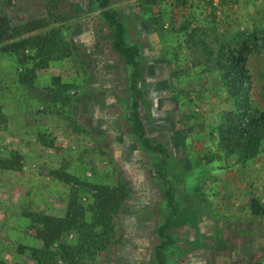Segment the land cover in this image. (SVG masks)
<instances>
[{"label":"rangeland","instance_id":"1","mask_svg":"<svg viewBox=\"0 0 264 264\" xmlns=\"http://www.w3.org/2000/svg\"><path fill=\"white\" fill-rule=\"evenodd\" d=\"M102 3L0 0V264H39L34 213L64 217L75 194L90 223L91 185L120 183L108 227L62 233L41 264H264V139L250 157L226 134L236 111L209 55L255 31L264 112V0Z\"/></svg>","mask_w":264,"mask_h":264},{"label":"trees","instance_id":"2","mask_svg":"<svg viewBox=\"0 0 264 264\" xmlns=\"http://www.w3.org/2000/svg\"><path fill=\"white\" fill-rule=\"evenodd\" d=\"M102 5L106 7L107 0H103ZM106 16L117 31L116 49L120 52L129 51V48L124 46L122 24L112 13L106 12ZM41 26L42 21H35L25 24L21 29L25 32H30ZM261 39L264 41V38ZM259 40L260 38L256 36L255 31L238 33L225 42H219L220 46L215 50H210L209 54L213 57L212 60L219 71L221 81L236 111L229 114V116L234 118H230L232 127L226 131V134L237 136L238 142L243 140L245 144H240L239 147L250 157L259 153L264 139V112H259L252 107L251 76L246 68L249 52L252 47H256L255 45L258 44ZM29 42L27 39L13 42L8 44L6 49L16 50L17 48L25 47ZM91 189L94 192V200L90 209L94 217L90 223L85 220V210L78 203L75 194L68 205L64 217H54L39 213L33 214L34 221H37L42 226V229L38 232V238L43 242V247L41 249H32L33 259L36 262L41 264L43 258L46 261L51 258L50 249L64 232L73 229L79 233H83L84 230L93 231L97 225L108 227L111 215L119 211L127 197L124 183H120L115 187L91 185ZM250 211L254 217L264 219V204L258 199H251Z\"/></svg>","mask_w":264,"mask_h":264}]
</instances>
